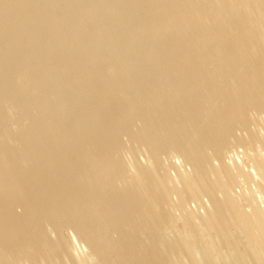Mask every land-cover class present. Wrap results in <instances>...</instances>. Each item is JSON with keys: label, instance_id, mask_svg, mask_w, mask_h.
I'll return each mask as SVG.
<instances>
[{"label": "bare ground", "instance_id": "1", "mask_svg": "<svg viewBox=\"0 0 264 264\" xmlns=\"http://www.w3.org/2000/svg\"><path fill=\"white\" fill-rule=\"evenodd\" d=\"M0 264H264V0H0Z\"/></svg>", "mask_w": 264, "mask_h": 264}]
</instances>
